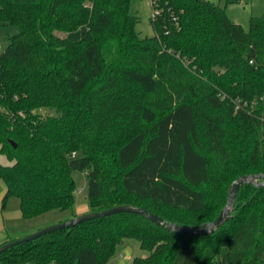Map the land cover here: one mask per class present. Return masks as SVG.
<instances>
[{
  "label": "trees",
  "instance_id": "obj_1",
  "mask_svg": "<svg viewBox=\"0 0 264 264\" xmlns=\"http://www.w3.org/2000/svg\"><path fill=\"white\" fill-rule=\"evenodd\" d=\"M131 3L0 0V24L21 29L0 53L3 207L69 209L78 170L90 211L136 204L200 225L233 180L264 173V14L247 30L210 0H151L143 35ZM126 238L150 254L125 264H264V185H241L212 233L120 212L14 245L0 264H103Z\"/></svg>",
  "mask_w": 264,
  "mask_h": 264
},
{
  "label": "rangeland",
  "instance_id": "obj_2",
  "mask_svg": "<svg viewBox=\"0 0 264 264\" xmlns=\"http://www.w3.org/2000/svg\"><path fill=\"white\" fill-rule=\"evenodd\" d=\"M210 1L224 7L228 15L237 22H240L247 30L250 27L252 16L264 14V0ZM131 7L133 12L139 16L137 28L143 35L151 34L152 27L149 21L151 12L150 0H132ZM20 30V26L16 24H0V53L7 48L10 38L19 33ZM38 110L44 115L52 112L51 109L46 107H41ZM0 163L8 165L12 163V160H10L7 154L0 151ZM73 175L77 182L75 190L76 202L73 207L64 210H51L29 218L23 216L20 208V199L17 196L9 197L6 206L2 208L6 184L0 177V237L6 235L11 240L20 238L41 228L72 218L77 211L79 214H76V216L89 212L85 174L74 170ZM79 188H81V191L78 190ZM83 208H87V210L84 212L81 210ZM149 254L150 250L142 248L138 239L126 238L117 246L115 254L103 264H125L131 262L136 256H147Z\"/></svg>",
  "mask_w": 264,
  "mask_h": 264
},
{
  "label": "water",
  "instance_id": "obj_3",
  "mask_svg": "<svg viewBox=\"0 0 264 264\" xmlns=\"http://www.w3.org/2000/svg\"><path fill=\"white\" fill-rule=\"evenodd\" d=\"M16 145V143H14ZM244 183H252L254 185L260 186L264 185V173L257 174H243L238 176L235 180L232 181L229 187V194L226 205L223 207L219 215L212 221L205 222L200 225H191L180 223L167 219L157 213L152 212L151 210L136 204H119L102 210L89 211L81 215L74 216L65 221H61L50 226L41 228L35 232H32L28 235H25L20 238L12 239L4 242L0 245V254L6 251L7 249L13 247L14 245L24 243L35 238H38L44 234L68 228L74 226L78 223H82L87 220L102 218L108 215H113L120 212H132L138 213L152 222L156 223L159 226L164 227L167 230H170L175 233L185 234V235H198V234H208L214 232L219 228L231 215V210L234 206V201L237 195V192L241 185Z\"/></svg>",
  "mask_w": 264,
  "mask_h": 264
},
{
  "label": "crops",
  "instance_id": "obj_4",
  "mask_svg": "<svg viewBox=\"0 0 264 264\" xmlns=\"http://www.w3.org/2000/svg\"><path fill=\"white\" fill-rule=\"evenodd\" d=\"M150 8H151V12H150V25H151V27H152V33L151 34H147V35H152L153 33H154V29H153V26H152V24H151V15H152V4H151V0H150ZM234 20V19H233ZM236 21V20H235ZM5 192H6V189H5ZM87 197V196H86ZM2 208H3V205H2ZM82 211H84L85 212V210H87V208H83V209H81ZM81 211V212H82ZM74 214H79V212L77 211L76 213H74ZM6 240H11V239H9V238H7V236L6 235H2L1 237H0V244L2 243V242H5Z\"/></svg>",
  "mask_w": 264,
  "mask_h": 264
},
{
  "label": "built area",
  "instance_id": "obj_5",
  "mask_svg": "<svg viewBox=\"0 0 264 264\" xmlns=\"http://www.w3.org/2000/svg\"><path fill=\"white\" fill-rule=\"evenodd\" d=\"M157 13V10H152V15H155ZM79 191H81V188L78 189ZM0 209H1V205H0Z\"/></svg>",
  "mask_w": 264,
  "mask_h": 264
}]
</instances>
